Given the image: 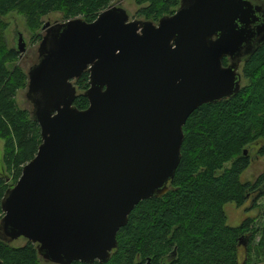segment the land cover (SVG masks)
<instances>
[{
	"label": "water",
	"instance_id": "obj_1",
	"mask_svg": "<svg viewBox=\"0 0 264 264\" xmlns=\"http://www.w3.org/2000/svg\"><path fill=\"white\" fill-rule=\"evenodd\" d=\"M120 3L92 22L45 23L28 73L42 144L2 199L0 239L27 238L47 262H108L136 206L171 189L190 116L235 97L240 66L264 45L254 0H181L158 23ZM85 72L81 110L74 80Z\"/></svg>",
	"mask_w": 264,
	"mask_h": 264
},
{
	"label": "trees",
	"instance_id": "obj_2",
	"mask_svg": "<svg viewBox=\"0 0 264 264\" xmlns=\"http://www.w3.org/2000/svg\"><path fill=\"white\" fill-rule=\"evenodd\" d=\"M116 1L0 0V28L1 24L5 28L3 18L14 11L26 15L36 30L41 19L52 13H63L64 21L81 17L92 22ZM138 2L148 4L139 10L140 17L159 22L175 13L181 0ZM19 57L0 29V137L5 140V164L15 173L14 183L42 144L39 124L16 102L18 91L28 82L27 74L15 66ZM228 63L226 57L224 65ZM242 72L245 86L235 97L204 104L188 119L182 160L169 192L137 205L118 233L119 247L112 258L93 264H147L149 259L151 264H253L254 257L257 263L264 262V228L255 229V220L249 217L240 226H230L224 209L228 203L242 207L254 196L264 195V174L256 182L240 178L251 167L252 146L260 144L257 153L264 156V45ZM77 86L86 92L90 74L85 72ZM75 105L84 110L90 102L81 94ZM13 185L0 176V219L2 198ZM259 234L261 239L254 245ZM243 236L248 252L241 263ZM39 259L33 243L15 248L0 239V264H41Z\"/></svg>",
	"mask_w": 264,
	"mask_h": 264
},
{
	"label": "rangeland",
	"instance_id": "obj_3",
	"mask_svg": "<svg viewBox=\"0 0 264 264\" xmlns=\"http://www.w3.org/2000/svg\"><path fill=\"white\" fill-rule=\"evenodd\" d=\"M117 2H121L120 3L121 6L127 10V12L130 15L131 20H134V19L148 20L145 17H140L138 14L139 10L148 4L146 3L140 4L138 0H117L116 3ZM64 20H66V18L64 17L63 13H52L49 15H45L41 19V22H42L41 28L36 30L30 26L26 15L21 14L19 11H14L3 18L5 28L1 24L0 29L3 31L6 44L8 45L10 49L17 48V38H18L17 32H21L23 34L25 41L27 43L26 51L23 53L19 52L20 57H19V60L16 62L15 66L17 65L21 67L22 70L27 74L28 82L25 88H22L18 91L17 96H16V102H17L18 107L21 110L28 111L30 113V118L33 120H34V115H33L34 106L27 97L28 85H29L28 73L30 71V68L34 64L38 63L39 61V46L45 34V31L42 29V27L47 22H50V23L66 22ZM155 23H158V22H155ZM228 60H229V63H228L229 65L230 59L228 58ZM244 64L245 63H243L240 66V72L242 74V87L245 86V80H244L243 72H242ZM78 79L74 80V84L77 87V95H81V94H84L85 91L78 88L77 86ZM259 147H260V144H257L250 148L253 161H252L251 167L241 174L240 178L242 182H250V181L256 182L257 179L262 174H264V156L258 155L257 152H258ZM0 176H4V178L7 180V183H9L10 185L14 184L11 188H13L21 178L20 177L19 180L16 183H14L15 173L13 170L8 168L5 164V140H3L1 137H0ZM224 209L228 216V224L230 226H233V227L240 226L243 223V221L249 217L255 220L253 224L255 229L264 228V195L259 199L255 198L254 196L252 199H249L248 202L242 207H238L237 205L233 203H228L225 205ZM3 216H4V213H3ZM260 239H261V236L259 234L256 240L254 241V245L258 244ZM28 243H32V242H29L27 238L21 237L15 240L14 242L7 243V244L15 248H20V247L26 246ZM34 245H36V248H37L38 245L37 244H34ZM247 252L248 251H247L246 246H242L241 251H240L241 263L245 262L247 258L246 256ZM39 257H40L39 261L41 262V264H58V263H53V262H47L40 255ZM253 264H264V262L257 263V259L254 257Z\"/></svg>",
	"mask_w": 264,
	"mask_h": 264
},
{
	"label": "flooded vegetation",
	"instance_id": "obj_4",
	"mask_svg": "<svg viewBox=\"0 0 264 264\" xmlns=\"http://www.w3.org/2000/svg\"><path fill=\"white\" fill-rule=\"evenodd\" d=\"M255 4L262 5L261 7L264 8V0H254Z\"/></svg>",
	"mask_w": 264,
	"mask_h": 264
}]
</instances>
